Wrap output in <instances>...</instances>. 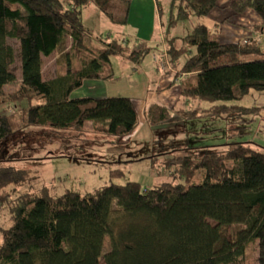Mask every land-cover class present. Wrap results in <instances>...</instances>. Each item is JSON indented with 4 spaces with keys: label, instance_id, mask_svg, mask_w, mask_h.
Returning a JSON list of instances; mask_svg holds the SVG:
<instances>
[{
    "label": "trees",
    "instance_id": "trees-1",
    "mask_svg": "<svg viewBox=\"0 0 264 264\" xmlns=\"http://www.w3.org/2000/svg\"><path fill=\"white\" fill-rule=\"evenodd\" d=\"M218 1L169 0L164 31L166 55L177 69L174 81L186 75L179 79L180 93L199 106L210 104L186 110L190 114L184 112L180 130L190 137L196 128L189 120L202 117L199 121L212 123L207 129L205 124L197 127L199 133L215 131L217 140L197 149L187 144L173 148L174 128L168 124L173 112L153 103L148 114L150 123H161L164 140L156 145L161 152L148 157L153 163L163 158L166 167L175 165L185 182L161 180L144 188L137 180L117 183L112 177L124 172L115 168L108 182L93 190L67 188L54 195L47 186L35 192L26 186L20 192L24 175L11 170L14 164L8 161L17 155V143L23 145V130L50 131L46 140L51 142L61 135L67 155L59 149L58 156L71 161L80 160L76 149L89 148L88 141L98 134L120 138L132 133L138 111L129 96L72 97L71 92L86 79H112L111 55L140 63L151 47L130 48L119 38L101 35H95L100 47L85 40L84 9L93 7L125 24L131 0H0V103L35 100L20 116L0 113V264H252L246 256L256 243L264 255V149L242 142L236 137L240 133L227 142L217 138L222 134L217 129L231 122L228 117L244 122L245 115L251 119L258 113L231 102L252 89L264 91V52L252 37L241 42L213 38L204 24L184 36L170 34L178 21L208 15L221 6ZM228 5L234 14L252 9L264 19V0H231ZM66 36L72 39L70 55L79 64L45 78L43 57ZM9 37L18 40V53ZM246 53L260 54L238 59ZM17 55L21 82L6 94V84L16 79L12 64ZM221 56L228 62L217 63ZM180 130L176 139L183 134ZM197 174L201 179L192 181Z\"/></svg>",
    "mask_w": 264,
    "mask_h": 264
},
{
    "label": "rangeland",
    "instance_id": "rangeland-1",
    "mask_svg": "<svg viewBox=\"0 0 264 264\" xmlns=\"http://www.w3.org/2000/svg\"><path fill=\"white\" fill-rule=\"evenodd\" d=\"M161 1L165 2L166 0ZM230 1L231 0H219L218 3L221 6L214 7L208 15H191L188 19L178 21L176 25L170 28V34L184 36L187 35V33H192L197 25L204 24L207 26L209 34L213 38L222 42H241L249 40L252 37L259 43L261 50L264 52V19L252 9H246L239 14L232 13L233 10L228 5ZM137 7H139L137 4L134 6L131 4L133 15H131L130 11L129 20L124 24V30L118 32L121 42L123 44H128L130 48H140L143 45L151 47L146 52L143 60L140 63H134L130 58L113 54L110 57L113 67L112 79H86L81 86L75 88L71 92L72 97L127 95L132 98L138 109L140 118L136 128L132 133L128 134H132L131 140H133L124 143L121 147V153H118L117 156L136 159L129 160V162H118L117 160L118 163L109 164V161H111V157L109 156V154H111L110 151L114 153L116 151L118 152V149L112 150L113 146L116 144L113 146L111 145L117 143V140L121 138L98 134L96 135V138L99 137L98 139L88 141L90 144L89 148L86 150L76 149L77 153H80L83 157L78 161H71V159L69 160L65 157L58 156V153H60L59 149H61L62 154L67 155V152H64V148L67 146L61 145L62 137L58 135L57 132L53 133L58 135L59 138H57L55 142H51L46 140V138L50 137L49 133H52L50 131L30 129L26 133V130L22 129L23 132L21 135H24V137H22V139H24L23 145L20 146V142L19 144L17 143L16 146L19 147L15 150L12 149L17 155L12 154L9 158L11 160L8 161L14 164V167L10 168L11 170L15 172L19 170L24 175L23 182L25 185L21 187L20 192H22V190L24 191L23 188H27L26 186H29V191L34 192L44 189L45 186H47L46 188L49 193L54 195H59L61 191H65L67 188L79 190L80 192L90 191L107 183L110 178L109 174L111 169L116 167H120L125 171L122 175L112 177V180L117 183L137 180L144 188L161 180H170L173 182L180 180L185 182L184 179L176 175L177 167L175 165L166 167L163 158H159L160 160L157 163H153L155 159L148 157L151 156L152 150L161 152L163 149L162 147H152L150 143V141H154L153 138H158L160 140L163 132L160 130V127L152 132L150 124H154L150 123L148 114L150 106L153 103H158L161 107L166 106L173 112L172 120H170V123L168 122V124L174 128V135L172 136L175 137V140H173L172 147H178L176 146L178 144L179 146L181 144V147H184L185 144H187L186 147H192L189 145L190 143L192 145L194 144L196 147L195 142H204V139L200 138L201 133H199L202 132V130L195 127L196 129L194 132H191V135H189L190 137L185 138L186 135H184V131L180 130V121L184 118V112H186V110L190 111L197 106H201H199L198 102L194 99H186V96L178 93V90L171 85L174 81L177 69L172 65L169 58L166 59L167 56L164 51L166 41L162 32L164 26H161L162 21L160 22L157 12L154 11L152 14V12L150 13L151 10L148 11L146 8L143 11V15L139 14L137 18L136 15H134ZM146 7H148V5ZM163 7L164 14L162 19L166 22L170 5L166 2ZM93 9L96 10L95 8ZM87 13L88 8L84 9L83 15L85 16ZM146 13H150V15L148 16ZM139 21L141 25L136 29L133 24H139ZM167 25L168 22L165 25V29ZM84 26L85 40L88 45H93L94 47H100L101 40L95 37L98 32L104 38L107 37V34H110V38H108L110 40L114 39L112 37H116L118 34L112 33L113 29H110L108 26H105L102 31H99L102 27V23L97 19V15H95V19H91V21L88 20L86 25L84 21ZM145 35L146 37L143 38ZM7 39L14 47L15 52L18 53V40L12 37ZM71 48L72 39L70 36H66L57 49L50 55L43 57L42 71L45 78L65 72L69 65L72 68L78 66L79 62L70 55ZM259 54L260 53H246L239 55L238 59L246 61L253 60L259 57ZM227 59H229L227 56H221L216 62L226 63L228 62ZM12 67L16 79L6 84V94L14 93L21 82L22 71L18 55L15 57ZM177 82H179V80ZM30 102L35 103V100L21 98L15 102L0 103V113L7 112L20 116ZM231 103L239 106L256 108L258 113L254 117L252 116L251 119L247 118L248 116L246 115L244 117L242 116L245 120L244 122L233 115L228 117L227 119L231 122L228 123L224 129H217L219 133H222L217 136V138H222L227 142L235 137L233 134L240 133L236 137L239 139L241 138L242 142L255 148L264 149V91L261 92L252 89L242 100ZM201 104H205L206 106L209 103L200 102V105ZM181 105H183V107H180ZM178 107H180V111L175 112L176 109H179ZM187 114H190V112ZM234 115L237 114L235 113ZM253 120L254 122H251ZM176 130H180L183 133L180 139H176ZM214 133L215 131L213 134ZM33 134H35L34 137ZM128 135H124L123 138H128ZM156 135L158 137H155ZM168 137V135H165L166 140ZM192 137L195 138L191 139ZM106 139H108V142ZM84 140L83 138L82 141ZM103 140L104 143L101 144ZM210 140L213 141L214 139ZM167 147L168 146H166V148ZM168 149L170 150V147ZM169 155L170 154H167L165 159ZM48 156H51V158H46ZM6 157H8V154ZM200 179L201 174H197L192 178V181L197 182ZM106 247L105 245L104 248ZM248 251L246 258L249 261V258L252 257V261H249L252 264H259L261 260L262 262L264 261V255L260 251L257 243L255 245H250Z\"/></svg>",
    "mask_w": 264,
    "mask_h": 264
},
{
    "label": "crops",
    "instance_id": "crops-1",
    "mask_svg": "<svg viewBox=\"0 0 264 264\" xmlns=\"http://www.w3.org/2000/svg\"><path fill=\"white\" fill-rule=\"evenodd\" d=\"M166 2H168L169 3V0H166L165 2H163V6H164V3L166 4ZM131 4H132V6H134V5H138L139 7H137V10H136V12L134 13V15H136V17L138 18V15L139 14H142L143 15V11H144V9H148V11L149 10H151L150 11V13L152 12V14H153V12L154 11H156L157 12V15H158V17H159V20H160V22L162 21V24H161V26H164V28H163V30H162V32H163V34H164V38H165V33H164V31H165V21H163V14H162V16H160V12H162V13H164V7L162 8L163 10L161 11V5H160V2H159V0H131ZM148 5V7H146ZM87 9V8H86ZM130 11H131V15H133V8L131 9L130 8ZM150 13H146V15H150ZM95 15H97V19L98 20H100V22L102 23V27L100 28V30L99 31H102L104 28H105V26H108L110 29H113L112 30V33H118L117 35H116V37H112V38H120L119 37V32H121L122 30H124V28H125V25L124 24H119V23H115V22H113L104 12H102V11H96V10H94L93 9V7H88V13L87 14H85V16H84V21H85V25H86V23H87V21L88 20H90L91 21V19H95ZM147 16V17H148ZM138 20V19H137ZM92 23V22H91ZM133 24V23H132ZM140 25H141V22L139 21V24L138 23H134L133 24V26L137 29V27L139 28L140 27ZM101 26V25H100ZM171 30V29H170ZM119 31V32H118ZM96 35H101L99 32L96 34ZM146 35H147V33H146ZM146 35L143 37V38H145L146 37ZM110 36V34H107V38H110L109 37ZM127 46H129L128 44H126ZM132 48H135V47H132ZM164 51H166V49H167V43L165 42V45H164ZM167 52V51H166ZM165 52V53H166ZM167 56V55H166ZM166 59H168V56L166 57ZM186 75H182V76H180L177 80H179L181 77L183 78V77H185ZM177 80L176 81H174L171 85L173 86V87H175L177 90H178V93H180V89L178 88V82H177ZM171 86V87H172ZM181 94V93H180ZM127 96V95H126ZM131 98V97H130ZM132 99V98H131ZM201 106L203 107V106H205V104L203 105V104H201ZM180 107H183V105H181ZM180 107H178V108H180ZM137 108V107H136ZM137 111H138V109H137ZM139 118H140V116H139V112H138V120H139ZM207 118V117H206ZM202 119V117H199L198 119H194V121H193V119H191V120H189L190 122H191V124H192V126H195L196 128L197 127H203V124H205L206 125V127H203L204 129H207L208 127H209V124H211L212 123V120H208V119H206L205 121H199V120H201ZM186 122V121H185ZM193 122V123H192ZM150 126H151V129H152V132L153 131H155V129L156 128H159L160 126H162L161 125V123L160 124H158V125H151L150 124ZM192 126L191 127H189L188 128V132H189V130H191L192 129ZM208 132V131H207ZM201 135V136H200ZM199 136H200V138L201 139H204V142H195V144H196V147L194 146V144L192 145L191 143L189 144V145H191L192 147L191 148H198V147H202V146H207V145H211L212 143H214V141H215V134H213V132H211V131H209V133H206V134H204V133H201ZM129 137L128 138H126V139H124L123 138V136L122 137H120L121 139H119V140H117V143H115V144H113V145H115V146H113V148H112V150L113 149H118V152L116 151L115 153L114 152H112V151H110V153L111 154H113V155H111V154H109V156L111 157V161H109V164H116V163H118V162H123V161H125V162H129V160H132V159H136V158H123V157H120V156H117V154L119 153H121V148L119 149L118 147L119 146H122L124 143H126V142H130V141H132L131 140V137H132V134L131 135H128ZM198 136V137H199ZM155 137H158L157 135L155 136ZM195 137H192L191 139H194ZM199 138V139H200ZM210 139H214L213 141L212 140H210ZM115 140V139H114ZM153 142L152 141H150V143H151V145H152V147H156V145L160 142V141H164V140H159L158 138H153ZM186 142V141H185ZM187 143V142H186ZM167 152V151H166ZM156 152L154 151V150H152V152H151V155L153 156L154 154H155ZM124 159H127V160H124ZM117 160H118V162H117ZM111 168V167H110ZM116 168H120V167H116ZM123 172H125L124 170H123Z\"/></svg>",
    "mask_w": 264,
    "mask_h": 264
},
{
    "label": "bare ground",
    "instance_id": "bare-ground-1",
    "mask_svg": "<svg viewBox=\"0 0 264 264\" xmlns=\"http://www.w3.org/2000/svg\"><path fill=\"white\" fill-rule=\"evenodd\" d=\"M115 169V168H114ZM129 181V180H128ZM127 182V181H126Z\"/></svg>",
    "mask_w": 264,
    "mask_h": 264
}]
</instances>
